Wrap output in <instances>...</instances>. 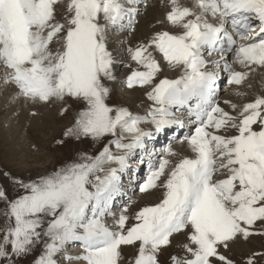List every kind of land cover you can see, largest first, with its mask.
I'll return each mask as SVG.
<instances>
[{"label":"snow or ice","instance_id":"snow-or-ice-1","mask_svg":"<svg viewBox=\"0 0 264 264\" xmlns=\"http://www.w3.org/2000/svg\"><path fill=\"white\" fill-rule=\"evenodd\" d=\"M147 6V0H0V69L13 98L59 103L61 115L71 99L78 110L56 142L101 145L31 179L0 173L16 193L0 185V260L17 264L39 248L33 264H162L181 236L168 264H236L221 249L264 237V95L220 99L222 83L243 97L249 77L264 72V0H166L157 23L178 31H156L126 49L137 67L122 83L144 89L150 101L140 114L110 102L116 58L109 39L135 31ZM154 53L177 71L175 78L162 75ZM161 136L168 142L157 151ZM132 158L144 166L143 177ZM128 189L160 196L138 208L128 197L115 211ZM76 244L80 254H68ZM126 246L136 249L130 260ZM242 264H264V252Z\"/></svg>","mask_w":264,"mask_h":264},{"label":"rangeland","instance_id":"rangeland-1","mask_svg":"<svg viewBox=\"0 0 264 264\" xmlns=\"http://www.w3.org/2000/svg\"><path fill=\"white\" fill-rule=\"evenodd\" d=\"M159 1V0H158ZM157 3V0H147L148 6L146 8H142L141 12L136 18L135 31L133 32H116L110 36L109 39V48L113 52L116 63L114 66V76L115 80L108 82L109 87L112 88L111 94V103L124 105L129 107V109L133 112H138L143 114L146 108L149 106L150 101L147 100L144 95V89L136 87L134 89H128L122 81L126 78V76L130 73L132 68L137 67L134 62H131L129 59V55L126 51L127 47L135 46L137 42L143 41V32L142 25L145 24L146 20L149 19L148 11ZM142 24V25H141ZM166 30L171 32L178 31V29L173 26H167ZM135 38V39H134ZM137 39H140L137 41ZM134 41V43H133ZM132 42V43H131ZM119 43V44H118ZM117 54V55H116ZM156 58L160 61L161 66L163 68V76H167L169 78H175L178 74L177 71L171 70L168 68L166 62L162 59L159 53H154ZM131 65V66H129ZM237 69H239V65H234ZM1 70V69H0ZM140 70H143L142 68ZM1 74V71H0ZM1 76V75H0ZM253 80V83H252ZM257 76L252 75L249 77L247 83L242 86L241 90L246 92L247 95L243 97H237L234 95L232 91L227 90L226 85H224V90L222 91V95L220 97L221 101L225 99H233L234 101H247L250 100L252 87H248V85H255V81H257ZM116 81V82H115ZM5 81L3 77L0 78V89L2 91L11 90L9 86H5ZM3 86V87H2ZM2 87V88H1ZM7 89V90H6ZM137 89V90H135ZM4 91V92H5ZM254 91V90H253ZM249 98V99H248ZM1 99V97H0ZM67 104L70 107V110L66 113V117H61L60 108L53 105V109H56L52 117L49 118L48 125L50 127H45L43 123V119H40L38 116L37 123H33V128L38 137L31 138V136L27 133V128L30 127V123L21 124L18 121L11 122L10 120H6V117L0 120V173L8 172L11 173L12 176L20 177L25 180L34 178L38 174H43L47 171L55 169L58 165L64 163L67 160L74 159L78 152H94L96 149L101 147L99 144H92L90 140H81L76 141L74 139H65L63 144H58L56 141L61 139L62 133L67 126H69L72 122L73 116L78 110V105L73 102L71 99L67 100ZM1 105V104H0ZM1 107V106H0ZM61 107V105H60ZM8 107L2 108L3 116H7ZM178 114V113H177ZM183 115V114H182ZM20 124V125H19ZM58 125V128L55 127ZM44 129V130H43ZM55 130V131H54ZM19 133V134H18ZM33 133V131H32ZM22 134V135H21ZM34 136V133H33ZM35 137V136H34ZM31 138V139H30ZM30 139V140H29ZM38 145L39 151H34L32 145ZM163 146V140L157 144ZM7 150H11L12 154H8ZM157 150V149H156ZM13 155V156H11ZM36 157V158H35ZM41 159L38 160L37 158ZM13 158V159H12ZM136 158H132L130 160V164L133 169H141L138 173L139 177H143L145 175L144 166L138 167L136 165L140 164ZM135 165V166H134ZM141 165V164H140ZM125 183L129 182V177L125 176ZM0 185H3L8 189L11 195H15L16 193L13 191V186L11 184L10 178L5 177L0 174ZM132 197L133 200L136 201L135 207L143 206L145 203H153L157 202L159 197L154 195L145 196L141 195L138 192H134L131 189H128L127 195L122 197L120 200L121 204L116 203L115 211L119 212L120 205L126 203L127 198ZM5 205L0 203V210H3ZM2 219V217H0ZM180 237V236H178ZM243 241V240H241ZM238 241L233 244L230 250L221 249L225 255L232 258L236 261V264H242V261L253 252H264V237L255 235L252 236L247 242ZM173 243V246L170 247L162 256L161 261L162 264H168V257L170 254H176L179 251L180 244L183 240H180ZM240 242V245L238 246ZM247 244V245H246ZM72 246H68V252H71ZM75 247V246H74ZM70 248V249H69ZM67 251V249H66ZM81 250L78 249L76 254L75 252H69L70 255L76 256L80 254ZM67 252V253H68ZM78 252V253H77ZM136 249L131 246H126L123 248L124 256L130 260L135 254ZM40 254V249L37 248L35 252L27 257L17 258V264H33L36 256ZM72 264H79L80 262L72 261ZM0 264H8L7 261L0 260ZM68 264V262H65Z\"/></svg>","mask_w":264,"mask_h":264},{"label":"bare ground","instance_id":"bare-ground-1","mask_svg":"<svg viewBox=\"0 0 264 264\" xmlns=\"http://www.w3.org/2000/svg\"><path fill=\"white\" fill-rule=\"evenodd\" d=\"M182 2H187V0H182ZM165 3H166V0H159V1L157 0V3L155 5H153V7H151V9L148 11L149 19L146 20L144 25L141 24L142 25V29H144L143 32L145 31V33L143 34V36H145L143 38V40H145L148 37H150L156 31L166 30L167 26H169V24L166 21L164 23H157L158 21H163L164 20V13L166 11ZM138 40H140V39H137V41ZM133 43H134V41H133ZM0 71H1V74H0L1 75L0 78H1V77L4 76V73H3L2 69ZM114 72L115 71L113 69V73ZM256 76H257L258 80L255 81V85H251V87L254 88V89H252V92L250 93L251 94L250 100L254 99L255 95H264V72L257 73ZM252 83H253V80H252ZM4 85L5 86H9V88H12V89L11 90H7L6 89L7 91L4 90L5 92L3 91V93L0 94V97H1V99H0V104H1L0 105L1 106L0 107V116H1L2 119L4 117H6V120H10L11 122L18 121L21 124V126H22V124L26 125L27 123H30V127L27 128V133L31 136V138L38 137V134L35 133L34 128H33V123L36 124L38 122L37 121L38 118H35V117L38 116L40 119H43V123L42 124H44L45 127H47V128L50 127L48 125V121L47 120L49 118H51L52 114H54V112L56 111V109H53V105H55L58 108H60V104L59 103H52V104H47V105H40V104L32 105V104H29V103H25L23 98H15V99L13 98V95H14V92H15L14 86H12L10 84H7V83H5ZM135 90H137V89H135ZM1 91H2V89H0V92ZM4 107H8L7 108V111H8L7 116H3L4 112H3L2 108H4ZM33 111H35L37 113V115H35V116L31 115V113ZM66 115L67 114L65 113L61 117H63V116L66 117ZM1 118H0V120H1ZM55 127L58 128V125H56ZM32 131H33L35 137L33 136ZM162 137L166 139V137H164V136H161V139H162ZM159 139H160V137H159ZM161 139H160V141H161ZM149 146L152 147V144L149 143L148 147ZM158 148L160 149L161 147L158 146ZM178 150L184 152L185 154L191 155V153L187 152L186 149H184L183 147H179ZM7 153L8 154L9 153L12 154V151L11 150H9V151L7 150ZM11 156H13V155H11ZM37 159L40 160L41 158L38 157ZM153 195L156 196V197H159L160 193L156 192ZM151 197H152V195H151ZM183 239L184 238L181 237V236L180 237H176L174 239L173 243L176 242V241L180 242V240H183ZM178 242H177V244H178ZM241 242L244 243L245 241H241ZM239 245H240V242H239L238 246ZM74 246H72L73 248L71 247L72 248L71 252L72 251L75 252L73 255L76 254V251L78 249L81 250V248H80V246L78 244H76ZM67 252H68V248H67ZM69 252H68V254L71 253V252L70 253ZM77 255H79V254H77ZM79 264H81V262Z\"/></svg>","mask_w":264,"mask_h":264}]
</instances>
